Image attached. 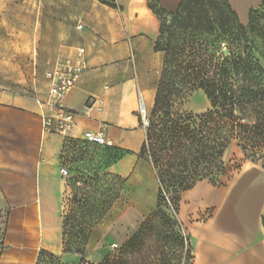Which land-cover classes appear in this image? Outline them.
Segmentation results:
<instances>
[{
    "label": "crops",
    "instance_id": "1",
    "mask_svg": "<svg viewBox=\"0 0 264 264\" xmlns=\"http://www.w3.org/2000/svg\"><path fill=\"white\" fill-rule=\"evenodd\" d=\"M158 1L168 13L180 4ZM228 1L244 25L262 4ZM149 2L116 0L111 8L98 0H0V216L4 245L32 264L41 251L67 255L61 156L68 139L45 131L50 111L39 102L48 98L47 73L78 49L85 50L86 70L63 100L75 113L71 139L103 134L125 152L108 171L126 181L129 196L117 218L95 229L86 259L101 263L111 255L110 245H124L156 209L160 183L152 163L140 156L147 141L140 100L153 109L164 63V54L155 51L160 20ZM249 176L255 182L242 185ZM261 187L249 171L228 187L202 181L182 194L177 218L190 238L193 264H264Z\"/></svg>",
    "mask_w": 264,
    "mask_h": 264
},
{
    "label": "trees",
    "instance_id": "2",
    "mask_svg": "<svg viewBox=\"0 0 264 264\" xmlns=\"http://www.w3.org/2000/svg\"><path fill=\"white\" fill-rule=\"evenodd\" d=\"M98 1L117 8L116 0ZM179 1L175 13L165 11L158 0L149 2L160 20L155 51L164 54V63L140 156L149 157L160 183L158 211L144 220L116 255L98 264H193L189 237L185 238L182 225L161 209L169 201L168 195H176L174 210L178 215L183 193L199 182L218 181L230 172L224 157L234 145L245 160L264 167V0L258 9L250 10L246 25L228 0ZM199 91L209 100V110L175 112L177 105ZM80 146L105 150L110 160L107 170L125 155L113 146L69 139L61 160L67 150L83 156ZM107 175L126 182L109 171ZM66 193L64 252L80 255L79 264H95L86 261L82 247L69 243ZM5 224V217L0 216L2 247ZM42 257L57 260L60 256L41 251L35 264H41Z\"/></svg>",
    "mask_w": 264,
    "mask_h": 264
},
{
    "label": "rangeland",
    "instance_id": "3",
    "mask_svg": "<svg viewBox=\"0 0 264 264\" xmlns=\"http://www.w3.org/2000/svg\"><path fill=\"white\" fill-rule=\"evenodd\" d=\"M243 21L246 23V20ZM4 88L15 92H19V89L28 91V87L21 86H5ZM210 106L206 95L199 91L177 105L175 112L198 114L209 110ZM151 111L148 109L149 115ZM80 151L84 152L83 156L67 150L62 158L64 165L68 167L70 172V176L67 178L64 207L65 215L68 217L69 243L74 248L82 247L85 250L84 256L86 259L92 250L90 243L92 242L95 229L101 225L109 224L117 218L128 206L129 196L126 182L107 175L110 160L105 150L98 147L80 146ZM147 160L151 162L149 157ZM224 162L230 172L221 176L218 181H204L210 182L217 188L228 187L243 174L250 171L254 173L258 182L264 187V167L262 163H253L250 160H245L243 153L235 145L226 153ZM255 180L256 178L249 176L244 179L242 185H248L255 182ZM168 198L169 201L166 204L163 203L161 209L173 217L176 222H179L174 210L176 195L169 194ZM157 211L158 208L154 209L148 217H155ZM181 229L186 233L183 227ZM186 237H189L187 233ZM116 246V249L112 248L111 245L109 246L111 255H116L123 245ZM8 249H11V251ZM39 261L41 264L80 263L73 260L70 253L66 256L58 257L57 260L42 257ZM86 261L91 263L87 259ZM0 264H32V261L29 260L27 255H20L17 249L0 245Z\"/></svg>",
    "mask_w": 264,
    "mask_h": 264
},
{
    "label": "built area",
    "instance_id": "4",
    "mask_svg": "<svg viewBox=\"0 0 264 264\" xmlns=\"http://www.w3.org/2000/svg\"><path fill=\"white\" fill-rule=\"evenodd\" d=\"M79 28L81 29V27ZM85 70V50L78 49L74 58L58 61L53 70L47 73L46 77L49 81L48 98L44 103L39 102L41 106L50 111L46 112L43 117L44 129L47 133H56L68 140L71 139L75 128V113L64 107L63 100L76 87ZM140 101L139 113L142 126L147 129L149 127L148 109L142 98ZM82 140L99 146H111L103 134L88 132ZM61 174L65 178L70 176L67 166L62 165ZM183 236L186 238L184 231ZM112 248L116 249L117 246L112 245Z\"/></svg>",
    "mask_w": 264,
    "mask_h": 264
}]
</instances>
